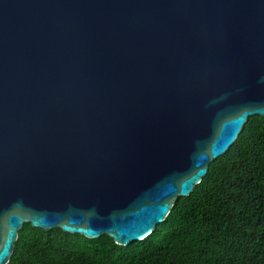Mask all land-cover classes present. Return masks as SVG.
I'll list each match as a JSON object with an SVG mask.
<instances>
[{
    "label": "water",
    "instance_id": "obj_1",
    "mask_svg": "<svg viewBox=\"0 0 264 264\" xmlns=\"http://www.w3.org/2000/svg\"><path fill=\"white\" fill-rule=\"evenodd\" d=\"M264 116V0H0V264L25 223L128 246Z\"/></svg>",
    "mask_w": 264,
    "mask_h": 264
},
{
    "label": "trees",
    "instance_id": "obj_2",
    "mask_svg": "<svg viewBox=\"0 0 264 264\" xmlns=\"http://www.w3.org/2000/svg\"><path fill=\"white\" fill-rule=\"evenodd\" d=\"M9 264H264V116L144 241L122 246L25 223Z\"/></svg>",
    "mask_w": 264,
    "mask_h": 264
}]
</instances>
